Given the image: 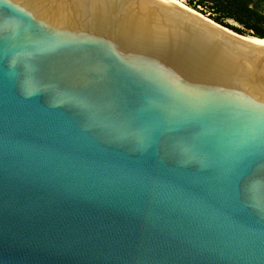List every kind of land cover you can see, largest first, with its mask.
<instances>
[{"label": "water", "instance_id": "water-1", "mask_svg": "<svg viewBox=\"0 0 264 264\" xmlns=\"http://www.w3.org/2000/svg\"><path fill=\"white\" fill-rule=\"evenodd\" d=\"M187 8L0 0V264H264V46Z\"/></svg>", "mask_w": 264, "mask_h": 264}, {"label": "trees", "instance_id": "trees-1", "mask_svg": "<svg viewBox=\"0 0 264 264\" xmlns=\"http://www.w3.org/2000/svg\"><path fill=\"white\" fill-rule=\"evenodd\" d=\"M251 0H187L193 8L201 7L203 13L215 22L242 35L264 38V14L253 6ZM232 20L238 26L225 22Z\"/></svg>", "mask_w": 264, "mask_h": 264}, {"label": "rangeland", "instance_id": "rangeland-1", "mask_svg": "<svg viewBox=\"0 0 264 264\" xmlns=\"http://www.w3.org/2000/svg\"><path fill=\"white\" fill-rule=\"evenodd\" d=\"M183 5H185L186 7L196 11L197 13H200L202 14L204 17L210 19L211 21H213L214 23L220 25V26H223L217 22H215L214 20H212L211 18L208 17V14L207 13H203L201 12L200 10L202 9L201 7H198V8H193L192 6H189V4L187 3V0H179ZM250 6H253L255 9H257L259 12H261L262 14H264V0H251L250 2ZM225 22H227L228 24L232 25V26H238L235 22H233L232 20H226ZM233 32H235L234 30L226 27V26H223ZM237 33V32H235ZM242 35V34H241Z\"/></svg>", "mask_w": 264, "mask_h": 264}, {"label": "bare ground", "instance_id": "bare-ground-1", "mask_svg": "<svg viewBox=\"0 0 264 264\" xmlns=\"http://www.w3.org/2000/svg\"><path fill=\"white\" fill-rule=\"evenodd\" d=\"M176 3L180 4L181 6L187 8L185 5H183L179 0H173ZM188 10L192 11L193 13L197 14V12H195L194 10L187 8ZM245 38L252 41L253 43H256L258 45H263L264 46V38L258 39V38H254L253 36L250 35H245Z\"/></svg>", "mask_w": 264, "mask_h": 264}]
</instances>
